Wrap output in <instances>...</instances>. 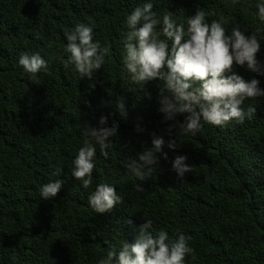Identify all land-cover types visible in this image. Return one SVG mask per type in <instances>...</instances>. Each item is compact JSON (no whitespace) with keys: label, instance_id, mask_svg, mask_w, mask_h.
<instances>
[{"label":"trees","instance_id":"1","mask_svg":"<svg viewBox=\"0 0 264 264\" xmlns=\"http://www.w3.org/2000/svg\"><path fill=\"white\" fill-rule=\"evenodd\" d=\"M144 2L0 0V264H99L106 249L133 243L146 220L153 236L164 230L169 242L190 237L185 264H264V97L245 100L242 107L255 112L242 124L204 123L194 136L178 127L169 134L173 122H164L159 111L163 81L136 83L122 70L126 16ZM260 2L151 0L161 20L168 15L187 27V18L201 9L208 22L223 20L229 33L239 26L256 34L264 64ZM77 23L94 26L106 55L91 78L67 63L66 33ZM36 53L49 70L28 74L18 60ZM232 72L259 80L264 89V75L235 64ZM102 116L117 136L104 149L107 157L96 145L93 182L84 187L71 174L83 146L81 128H98ZM187 116L177 114L176 125ZM155 137L163 138L167 159L158 154L157 169L138 179L124 164ZM177 156L192 166L183 178L172 170ZM55 179L63 181L60 192L41 200L40 187ZM100 183L120 196L103 215L88 205Z\"/></svg>","mask_w":264,"mask_h":264},{"label":"clouds","instance_id":"2","mask_svg":"<svg viewBox=\"0 0 264 264\" xmlns=\"http://www.w3.org/2000/svg\"><path fill=\"white\" fill-rule=\"evenodd\" d=\"M256 14L264 22V0L257 5ZM187 27L177 24L170 16L162 20L153 12L151 0L134 8L126 16L128 32L124 40L122 70L136 83L163 81L161 89L160 113L164 122H173L178 133L195 135L204 123L223 127L230 121L242 124L254 116L255 109L245 110V100L264 97L260 81H245L232 72L233 65L244 67L247 71L264 75V64L257 59L261 43L256 34H246L239 26L230 33L224 21L217 19L208 22L205 12L197 9L187 18ZM67 63L74 67L82 78H91L102 69L106 55L98 40H94V26L77 23L66 33ZM28 74H38L49 70L48 63L40 54H24L18 60ZM231 73V74H228ZM121 116L126 115L124 104H118ZM187 113L183 124L176 125L175 116ZM99 127L81 128L83 146L73 160L72 176L82 181L84 187L93 182V169L96 145L101 154L117 136L115 125L108 127L107 117H100ZM142 131V129H137ZM164 140L152 139V146L138 152L135 159L124 164L128 173L142 179L147 173L157 169L159 156L167 159L163 152ZM169 148L172 143H169ZM187 157L177 156L172 161V170L178 178H183L192 166L186 163ZM61 169L53 173L58 177ZM63 181L55 179L43 184L39 189L41 200H53L60 192ZM120 203L116 188L109 183L96 185L88 199L89 207L97 214H106ZM152 221L146 220L140 235L133 243L122 242L119 250L106 249L99 264H185V256L192 249L187 237L179 234L174 242H169L164 230L153 236L150 231Z\"/></svg>","mask_w":264,"mask_h":264}]
</instances>
